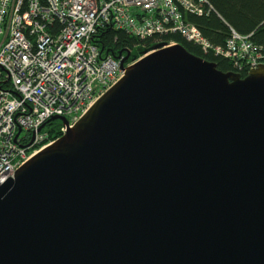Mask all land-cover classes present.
Masks as SVG:
<instances>
[{"label": "water", "instance_id": "obj_1", "mask_svg": "<svg viewBox=\"0 0 264 264\" xmlns=\"http://www.w3.org/2000/svg\"><path fill=\"white\" fill-rule=\"evenodd\" d=\"M114 57L117 82L0 184V264H264V65Z\"/></svg>", "mask_w": 264, "mask_h": 264}, {"label": "built area", "instance_id": "obj_2", "mask_svg": "<svg viewBox=\"0 0 264 264\" xmlns=\"http://www.w3.org/2000/svg\"><path fill=\"white\" fill-rule=\"evenodd\" d=\"M203 2L0 0V184L63 135L121 77L119 59L103 55L93 41L104 26L139 39L177 32L202 51L245 63L248 71L264 65L248 36L233 33L224 47L215 46L185 21L201 14ZM54 115L66 124L59 120L50 137L45 125Z\"/></svg>", "mask_w": 264, "mask_h": 264}, {"label": "trees", "instance_id": "obj_3", "mask_svg": "<svg viewBox=\"0 0 264 264\" xmlns=\"http://www.w3.org/2000/svg\"><path fill=\"white\" fill-rule=\"evenodd\" d=\"M39 1L43 4L46 2ZM202 10L199 15L186 13L189 15L185 17V21L194 24L210 44L224 47L226 39L236 33L248 36V40L264 55V0H205ZM153 36L155 37L139 39L124 30L104 26L94 35L93 41L103 55H127L124 64L136 59L150 50L157 41L162 40L182 44L189 52L214 62L222 71H233L241 76L248 72L246 64L236 63L235 60L216 55L210 50L202 51L199 45L187 40L180 33L167 32L160 37L157 34ZM59 124L57 119L46 123V130L51 132V137L57 133L55 128Z\"/></svg>", "mask_w": 264, "mask_h": 264}, {"label": "rangeland", "instance_id": "obj_4", "mask_svg": "<svg viewBox=\"0 0 264 264\" xmlns=\"http://www.w3.org/2000/svg\"><path fill=\"white\" fill-rule=\"evenodd\" d=\"M185 17H187V16H185ZM157 34V36H161V35H163L164 33H156ZM154 34H152L151 36H148L147 38H149V37H155V36H153ZM156 39H158V38H156ZM195 43V42H194ZM156 44V43H155ZM196 44V43H195ZM97 45V44H96ZM198 45V44H197ZM98 47V46H97ZM99 48V47H98ZM150 48H152V46L150 47ZM100 49V48H99ZM151 51V49L150 50H148V51H145L143 54H141V55H139L136 59H134V60H132V61H130V62H136L137 60H139L142 56H144V55H146L148 52H150ZM258 55L260 56L261 55V52H259L258 53ZM125 56V55H124ZM127 56V55H126ZM263 58H264V55L262 56ZM263 63V62H262ZM245 64V63H244ZM52 120H55V119H51V121ZM45 130H46V127H45ZM47 131V130H46ZM48 133H49V136L51 135V132H49V131H47ZM53 136V135H52ZM51 137V136H50Z\"/></svg>", "mask_w": 264, "mask_h": 264}, {"label": "bare ground", "instance_id": "obj_5", "mask_svg": "<svg viewBox=\"0 0 264 264\" xmlns=\"http://www.w3.org/2000/svg\"><path fill=\"white\" fill-rule=\"evenodd\" d=\"M108 55L112 56L111 54H108ZM88 109H89V108H88ZM88 109H87V110H88ZM87 110H86V111H87Z\"/></svg>", "mask_w": 264, "mask_h": 264}, {"label": "clouds", "instance_id": "obj_6", "mask_svg": "<svg viewBox=\"0 0 264 264\" xmlns=\"http://www.w3.org/2000/svg\"><path fill=\"white\" fill-rule=\"evenodd\" d=\"M176 43V42H175Z\"/></svg>", "mask_w": 264, "mask_h": 264}]
</instances>
